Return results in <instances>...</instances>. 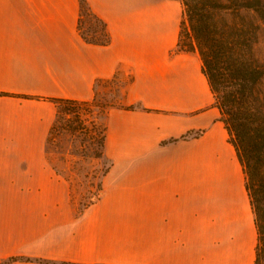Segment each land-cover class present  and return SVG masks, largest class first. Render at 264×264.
<instances>
[{
	"label": "crops",
	"instance_id": "0c3cea01",
	"mask_svg": "<svg viewBox=\"0 0 264 264\" xmlns=\"http://www.w3.org/2000/svg\"><path fill=\"white\" fill-rule=\"evenodd\" d=\"M182 10L179 0H0V264H253L245 176L199 55L177 50ZM84 12L107 44L83 38ZM117 76L108 166L78 210L45 154L52 100L90 101Z\"/></svg>",
	"mask_w": 264,
	"mask_h": 264
},
{
	"label": "trees",
	"instance_id": "16d2710c",
	"mask_svg": "<svg viewBox=\"0 0 264 264\" xmlns=\"http://www.w3.org/2000/svg\"><path fill=\"white\" fill-rule=\"evenodd\" d=\"M179 1L183 10L177 50L199 55L213 106L219 111V120L245 176L257 232L253 264H264V47L260 41L264 38V0ZM91 18L99 23L103 38H83L107 44L104 24ZM52 101L56 107L60 103L88 102ZM54 129L55 121L49 137Z\"/></svg>",
	"mask_w": 264,
	"mask_h": 264
},
{
	"label": "rangeland",
	"instance_id": "374dc122",
	"mask_svg": "<svg viewBox=\"0 0 264 264\" xmlns=\"http://www.w3.org/2000/svg\"><path fill=\"white\" fill-rule=\"evenodd\" d=\"M79 27L88 39L103 38L99 23L86 12ZM260 41L264 47V38ZM125 82L122 76L99 81L90 101L55 106V129L47 139L45 154L59 179L66 182L69 198L78 202V210L99 196L100 177L108 166L102 158L105 117L109 108L122 106Z\"/></svg>",
	"mask_w": 264,
	"mask_h": 264
}]
</instances>
